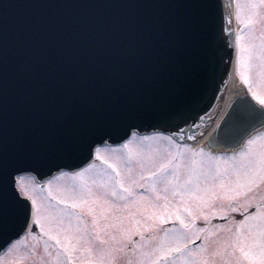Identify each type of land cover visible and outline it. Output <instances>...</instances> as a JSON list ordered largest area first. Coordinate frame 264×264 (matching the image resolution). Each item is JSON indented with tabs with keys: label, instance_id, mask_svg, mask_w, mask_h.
<instances>
[{
	"label": "water",
	"instance_id": "obj_1",
	"mask_svg": "<svg viewBox=\"0 0 264 264\" xmlns=\"http://www.w3.org/2000/svg\"><path fill=\"white\" fill-rule=\"evenodd\" d=\"M205 2L0 0V133L8 146L54 139L69 124L125 106L140 113L124 122L139 133L196 141L223 108L234 57L224 0H210V9ZM262 110L234 95L212 138L236 146L264 122ZM90 156L82 150L61 168Z\"/></svg>",
	"mask_w": 264,
	"mask_h": 264
},
{
	"label": "rangeland",
	"instance_id": "obj_2",
	"mask_svg": "<svg viewBox=\"0 0 264 264\" xmlns=\"http://www.w3.org/2000/svg\"><path fill=\"white\" fill-rule=\"evenodd\" d=\"M234 2L238 77L248 91L251 89L264 95V7L257 5L252 8L249 0ZM241 74L249 83L241 79ZM144 137L149 139L134 138L127 147H99V156H96L100 158V164L85 167L87 170L79 177L58 175L43 189L34 188L33 180L25 176V184L34 190L41 203V225H36V230L14 241L0 255V264H100L102 259L105 264H111L113 257L114 264H252L245 253L249 250L253 234L258 235L259 218L219 220L222 216L212 215L211 209L205 205L215 195L214 203L218 209L227 206L230 197L236 200L233 207L245 208L264 199V180L259 173L246 178L243 171L225 173L222 169L213 179L214 187H209L203 179V170L199 167L193 170L191 159L194 158L198 164L211 159L223 166L225 161H244L247 157L239 155L243 152L259 160L264 155V128L249 136L236 151L218 154L189 144H165L162 139L168 138L161 135ZM250 140L251 144L248 143ZM105 160L109 164H105ZM110 164L117 165L126 187L128 181L143 184L142 189L134 188V191L138 194L143 192L144 198L139 195L129 198L120 189V196L112 198L120 204L119 208L94 202L90 197H84L80 202V198L70 190L86 185L93 193L99 194L101 181L108 179V173H113ZM161 164L167 166L162 174L155 179L147 175L156 172ZM169 178L171 183H168ZM154 184L159 199L151 190ZM55 197L74 201L77 206L73 208L72 203L60 205ZM130 199L136 203H130ZM152 203L159 207L153 208ZM124 204L129 206L124 207ZM180 205L188 207L190 214L185 213ZM172 208H176L185 224L190 225L183 230L192 242L184 241L180 252L165 255L160 246L163 244L165 250L177 246L170 237L183 228L175 219ZM235 213L232 212L227 219L236 217ZM255 213H264V210ZM170 215L172 219H169ZM205 216L212 221L207 224ZM239 221H244V225L241 226ZM53 224H59V228L51 227ZM97 226L101 230L100 235L108 241L106 245L91 239V229ZM203 228L206 236L197 239ZM238 228L243 237L237 236ZM57 240L63 247L57 244Z\"/></svg>",
	"mask_w": 264,
	"mask_h": 264
},
{
	"label": "snow or ice",
	"instance_id": "obj_3",
	"mask_svg": "<svg viewBox=\"0 0 264 264\" xmlns=\"http://www.w3.org/2000/svg\"><path fill=\"white\" fill-rule=\"evenodd\" d=\"M250 6L256 8L257 5L264 7V0H249ZM205 8L210 9V0H206L203 5ZM250 22V21H249ZM239 39V37H238ZM241 79L245 83H249L247 77L241 74ZM251 91L252 96L256 101L259 102L261 106H264V95L257 94V92ZM140 113L132 106H125L115 110H111L110 114H99L94 117L80 123L69 124L67 126V131H63L61 134L57 135L54 139L49 136H41L36 139L30 146H15L9 147L6 138L2 133H0V239H4L5 243L12 240L13 237H18L20 232L25 229H30L34 225H41V203L38 201L37 196L33 189L29 188L24 180L25 176L30 173L41 174V168H46L49 173L53 169L59 170L61 168V163L66 159L72 157L74 154L87 150L89 155H92L93 145L98 142H105L104 138L107 137L109 140L123 139V147H127L128 143L138 136V130L134 129L131 124L125 125L124 122L136 118ZM264 114V110H262ZM235 120H243L244 114L237 113L234 117ZM154 135H160L159 133H154ZM92 137H95L93 139ZM127 137V139H124ZM143 139H149V137H143ZM249 144L252 141H248ZM96 155L99 156L100 149L96 148ZM203 151V149H200ZM241 157H247L244 161H225L223 166H221L216 161L211 159L206 160L202 164L193 158L191 159V164L193 170L199 167L203 170V179L209 187H214L213 179L223 171L227 173L228 171L241 172L246 178L254 177L257 173L260 174L261 179L264 180V155H262L259 160H257L252 154H245L241 152L239 154ZM218 160V158H217ZM105 164H109L108 160L104 161ZM65 167H71V165H65ZM88 168H92L93 165L89 164ZM113 173H108V179L101 181L102 191L99 194L93 193L91 188L86 185H81L80 189L70 190L72 194L80 198V202H83L84 197H90L92 201L101 204L114 206L116 208L120 207V204L116 203L112 198L120 196L118 190L122 189L124 193L128 195L129 198L139 197L144 198L145 194L140 192L139 194L134 191V188H143V184H137L135 181H128V186H125V180L122 177L120 171L116 164H110ZM166 165L161 164L160 168L156 172H149L147 175L152 178H156L158 174H162L166 170ZM87 169L80 168L78 172L71 173L73 176H81ZM66 173L59 171V175L63 176ZM175 176V173H173ZM172 180L169 178L168 183ZM167 187V184L165 185ZM40 185H34V188H39ZM186 189L189 188L187 184L184 185ZM156 192L155 184L152 189ZM240 195L239 192L236 193ZM247 195V192L244 193ZM51 196V192H49ZM157 199H159V193L156 192ZM122 198V197H121ZM59 201L60 205H67L72 203V207L77 206L76 202L69 201L67 199H60L55 197ZM167 200V197H164ZM217 199L215 195L210 197V202L205 205L212 211V215H219L227 219L232 212H240L241 207L236 206V200L234 198H229V204L225 207L217 208L214 201ZM51 203L50 201L48 202ZM130 203H136V200L130 199ZM257 206H264V202L257 201ZM124 207H128V204H124ZM153 208L159 207L156 203H152ZM251 206V205H250ZM185 213L190 214V209L184 205H180ZM165 211H167V204L164 205ZM175 213V219L180 221V225L183 226L182 229H178L171 237L175 241L176 245L172 248H165L163 244L160 246V250L165 254H171L172 252H180L184 248V241L191 244V240L187 239L186 233L183 229L190 227L189 224H185L184 219L180 212L176 208L171 210ZM247 211V209H245ZM70 215V213H67ZM259 218V232L253 234L251 238V243L249 244V250L245 253L247 258L252 262V264H264V213H250L245 216V220L251 218ZM78 218V217H77ZM172 219V216H169ZM208 217L205 216L207 221ZM93 224L96 221L93 220ZM241 226L244 225V221H239ZM51 227L59 228V224H53ZM107 227V225H105ZM43 230V226H42ZM100 228L94 227L91 229V239L93 242H99L100 244L106 245L108 241L104 240L100 235ZM205 231L201 229V232ZM237 236L243 237L240 233L239 228L237 229ZM79 239V237H77ZM53 239H56L54 236ZM130 239V237H129ZM57 244L60 245V241L57 240ZM63 247V245H60ZM186 250V249H185ZM243 250V248H242ZM103 255V250H102ZM115 257L111 264H114ZM100 264H105L104 260L100 261Z\"/></svg>",
	"mask_w": 264,
	"mask_h": 264
},
{
	"label": "bare ground",
	"instance_id": "obj_4",
	"mask_svg": "<svg viewBox=\"0 0 264 264\" xmlns=\"http://www.w3.org/2000/svg\"><path fill=\"white\" fill-rule=\"evenodd\" d=\"M233 2H234V0H230V4L232 7H233ZM239 85L240 84H239L238 76H237V74H235L232 76V78L230 79V82H229V89L226 93V102L230 98V96L235 93V91L237 90Z\"/></svg>",
	"mask_w": 264,
	"mask_h": 264
}]
</instances>
